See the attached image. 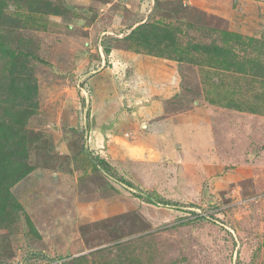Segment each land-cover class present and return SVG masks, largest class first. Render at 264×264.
<instances>
[{"label": "rangeland", "instance_id": "rangeland-1", "mask_svg": "<svg viewBox=\"0 0 264 264\" xmlns=\"http://www.w3.org/2000/svg\"><path fill=\"white\" fill-rule=\"evenodd\" d=\"M1 2L0 264H264V0Z\"/></svg>", "mask_w": 264, "mask_h": 264}, {"label": "trees", "instance_id": "trees-1", "mask_svg": "<svg viewBox=\"0 0 264 264\" xmlns=\"http://www.w3.org/2000/svg\"><path fill=\"white\" fill-rule=\"evenodd\" d=\"M2 0H0V3H2L1 2ZM0 5H2V4H0ZM1 7V6H0ZM234 36V35H233ZM251 42H253V41H251ZM258 43H259V45H254V46H257V48L260 50V52H263L264 53V45H263V42H259L258 41ZM196 50H199V47H196V45H195V47H194ZM214 48V47H213ZM212 48V49H213ZM215 51H218V53L219 54H221V53H223L222 52V50L221 49H216ZM99 163H100V161H98ZM102 162V161H101ZM4 163H6L5 165H4ZM11 166L13 167V165L10 163V162H6V161H4L3 163L2 162H0V168L2 169V170H8L7 171V173H6V175L5 176H3V177H1V175L4 173V172H1L0 173V182H4V181H8V179H10L12 182H16V181H18V180H21L22 178H23V176H25L28 172H29V170H31L30 168L29 169H22V166L20 165V164H18L17 166H16V168H14V169H12L11 168ZM10 168H11V170H10ZM15 176V177H14ZM6 183V182H5Z\"/></svg>", "mask_w": 264, "mask_h": 264}]
</instances>
